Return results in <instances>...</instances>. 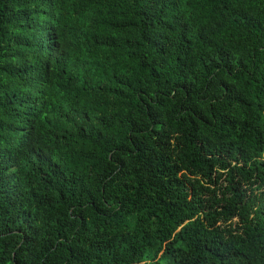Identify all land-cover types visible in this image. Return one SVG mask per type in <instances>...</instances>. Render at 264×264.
I'll list each match as a JSON object with an SVG mask.
<instances>
[{"label": "trees", "instance_id": "16d2710c", "mask_svg": "<svg viewBox=\"0 0 264 264\" xmlns=\"http://www.w3.org/2000/svg\"><path fill=\"white\" fill-rule=\"evenodd\" d=\"M0 264H264V0H0Z\"/></svg>", "mask_w": 264, "mask_h": 264}]
</instances>
